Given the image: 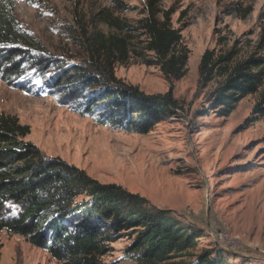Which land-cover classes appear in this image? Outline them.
I'll list each match as a JSON object with an SVG mask.
<instances>
[{"label": "rangeland", "instance_id": "374dc122", "mask_svg": "<svg viewBox=\"0 0 264 264\" xmlns=\"http://www.w3.org/2000/svg\"><path fill=\"white\" fill-rule=\"evenodd\" d=\"M11 0L19 28L54 60L84 62L82 35L108 29L92 18L109 9L137 28L144 0ZM174 8L172 27L188 49L185 76L168 83L158 68L134 61L115 65L114 78L145 94L172 88L182 111L145 135L97 125L73 110L49 85L54 75L26 71L8 85L0 63V114L14 116L30 129L26 142L47 157H57L103 184L118 185L168 210L182 224L202 233L198 249L221 254L226 264H264V107L258 92L242 99L226 118L208 110L211 83L198 87V67L206 50L233 51L236 59L264 50V0H161ZM184 12L182 21H179ZM245 15L244 17H241ZM137 34V33H136ZM219 43V45L217 44ZM52 68V67H51ZM206 110V111H205ZM126 238L110 245L104 264H134L123 256ZM0 264H59L24 238L0 231Z\"/></svg>", "mask_w": 264, "mask_h": 264}, {"label": "trees", "instance_id": "16d2710c", "mask_svg": "<svg viewBox=\"0 0 264 264\" xmlns=\"http://www.w3.org/2000/svg\"><path fill=\"white\" fill-rule=\"evenodd\" d=\"M160 1L144 0L137 28L109 9L100 10L92 21L108 32H84V62L53 68L54 60L19 28L11 0H0L4 79L16 85L26 71L49 69L54 73L49 85L64 101L78 103L73 108L78 114L110 129L148 134L182 111L172 88L164 94H145L116 80L113 69L134 61L158 68L170 84L185 76L189 51L180 31L172 27L174 8L163 10ZM112 4L119 12L128 9L119 0ZM183 17L181 12L179 21ZM236 58L233 51L206 50L200 59L198 87L216 83L206 103L221 118L262 85L264 50L261 56ZM255 113L264 114V107L258 105ZM29 134V127L16 117L0 114V231L24 238L59 264H104L111 243L122 238L129 241L123 256L134 264H226L221 254L198 249L202 233L182 224L171 211L118 185L100 183L60 158L43 155L25 141Z\"/></svg>", "mask_w": 264, "mask_h": 264}]
</instances>
